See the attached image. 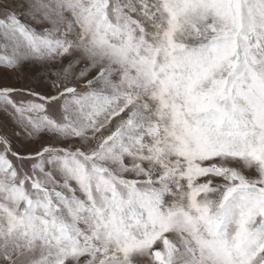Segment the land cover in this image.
<instances>
[{
  "label": "snow or ice",
  "instance_id": "obj_1",
  "mask_svg": "<svg viewBox=\"0 0 264 264\" xmlns=\"http://www.w3.org/2000/svg\"><path fill=\"white\" fill-rule=\"evenodd\" d=\"M0 264H264V0H0Z\"/></svg>",
  "mask_w": 264,
  "mask_h": 264
},
{
  "label": "rangeland",
  "instance_id": "obj_2",
  "mask_svg": "<svg viewBox=\"0 0 264 264\" xmlns=\"http://www.w3.org/2000/svg\"><path fill=\"white\" fill-rule=\"evenodd\" d=\"M0 84H7L21 88H35L42 90L44 83L39 78V73L33 74L32 66H25L19 73H13L0 69Z\"/></svg>",
  "mask_w": 264,
  "mask_h": 264
}]
</instances>
